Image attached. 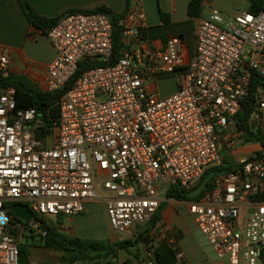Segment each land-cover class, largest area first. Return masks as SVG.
<instances>
[{"label": "built area", "instance_id": "built-area-1", "mask_svg": "<svg viewBox=\"0 0 264 264\" xmlns=\"http://www.w3.org/2000/svg\"><path fill=\"white\" fill-rule=\"evenodd\" d=\"M123 49L116 63L82 72L85 60L108 62L114 54V25L101 13H75L45 34L56 56L45 87L63 91L51 132L33 107L18 108L16 90H0V264H19L14 233L37 231L41 221L84 213L107 193L109 224L120 237L156 215L161 192L193 188L209 167L245 142L236 117L258 75L255 109L248 127L264 134V12L244 9L232 15L210 8L195 19L196 48L190 56L179 36L150 39L146 15L131 0L120 19ZM10 69L0 45V76ZM171 75L176 91L162 96L150 80ZM233 129L220 135L218 129ZM235 172L219 175L188 211L198 230L227 264H264V159L241 157ZM28 206L29 222H17L12 206ZM38 218V219H37ZM147 264H156L149 252ZM72 264H79L74 262Z\"/></svg>", "mask_w": 264, "mask_h": 264}, {"label": "trees", "instance_id": "trees-1", "mask_svg": "<svg viewBox=\"0 0 264 264\" xmlns=\"http://www.w3.org/2000/svg\"><path fill=\"white\" fill-rule=\"evenodd\" d=\"M21 9L25 13L29 23L44 34L55 26L62 18L75 13H101L108 15L114 25V54L108 62L85 60L79 65V69L74 78L69 82L70 87L78 76L89 69L112 65L116 63L123 49L120 41L121 27L119 21L122 19L131 7V0H126V8L122 13H115L106 6H100L92 10L71 9L63 12L55 18H46L41 16L28 0H17ZM207 0H191L188 5L189 19L184 22L174 23L169 14L160 11L161 25L148 27L144 30L146 37L150 39L166 40L170 36L182 37L187 46L190 56L194 55L196 48V37L194 34L195 19L202 13L203 3ZM248 11L254 14L264 12V0H248ZM262 79L256 75L252 79L251 92L245 108L236 117V127L243 130V138L247 143H257L261 150L256 153L257 158L264 159V134L259 131H253L248 127V119L255 109V98L257 87L262 84ZM14 87L16 90V100L18 108L33 107L36 109L39 118L44 121L45 128L36 133L39 139L44 138L45 133H50V118L56 119L59 115L58 102L63 93L51 94L46 87L31 81L23 74L11 73L10 69L6 75L0 76V90L6 87ZM236 165H229L224 162L220 166L209 167L200 178L199 182L191 189L172 188L165 193V198L169 200L192 202L198 201L209 190L213 188L214 180L217 176L235 172ZM258 200L264 199V194L256 197ZM166 208L165 203H161L154 218L145 224L139 226L137 235L130 239L120 240L111 243L108 240L84 239L76 235H68L61 231L59 225L64 222L63 217H58L54 223H49L44 219H38L46 230V236H41V247L53 250L61 254V262L64 264H92L96 261H105L109 264H118L117 258L120 251L132 252V249L143 244L152 251V258L156 264H178L179 251L177 247L170 244L168 239H163L157 245L152 244L151 230L156 227L162 219V212ZM17 222H21L15 217ZM18 232L14 235L16 236ZM33 246V245H32ZM19 264H30L29 255L19 247Z\"/></svg>", "mask_w": 264, "mask_h": 264}, {"label": "crops", "instance_id": "crops-1", "mask_svg": "<svg viewBox=\"0 0 264 264\" xmlns=\"http://www.w3.org/2000/svg\"><path fill=\"white\" fill-rule=\"evenodd\" d=\"M28 1L41 16L46 18H55L71 9L92 10L100 6H106L119 14L124 12L126 8V0ZM140 1L146 15L148 27L162 24L161 10L169 14L171 21L174 23L189 19L188 5L191 0ZM205 5L209 9L212 8L210 2L205 1L203 8ZM201 15H203V9ZM0 45L5 46L8 50L11 73L23 74L31 81L45 85L47 68L55 59L56 53L46 35L29 23L17 0H0ZM173 83L174 88L162 96L170 95L176 91L174 79ZM260 150L261 146L258 151ZM250 155H247V157ZM238 159L239 156L232 157V162L235 164ZM161 198L162 203L166 204V208L162 212L161 221L151 230L152 244L157 245L161 240L168 239L170 244L178 248V264H227L226 259L221 258L208 242H203L196 235L199 230L188 211L189 202L169 200L165 196ZM96 201L88 203L84 213L71 217L61 216L64 218V222L59 225L61 231L84 239L108 240L111 243L120 241V239L132 238V233L135 230L124 239L112 230L106 205L102 204V206L96 208L94 207ZM181 205H187L186 210H181ZM139 247L140 245L133 248L135 250L132 249V252L120 251L116 260L117 263L147 264L150 259L148 248L143 245V250H141ZM97 262L109 264L105 261H96L92 264ZM29 263L33 264V258L29 259Z\"/></svg>", "mask_w": 264, "mask_h": 264}, {"label": "rangeland", "instance_id": "rangeland-1", "mask_svg": "<svg viewBox=\"0 0 264 264\" xmlns=\"http://www.w3.org/2000/svg\"><path fill=\"white\" fill-rule=\"evenodd\" d=\"M207 2H210V5L213 9H217L223 13L232 15L235 10L238 9H244L247 10L249 6L248 0H207ZM209 7L207 5L203 8V14L205 17H207L209 13ZM170 78V79H168ZM171 75L164 76L158 78V80H150L148 82V86L152 87L154 86V82L157 83V90L160 95H163L170 90L174 88V83ZM220 135L225 134H232L233 129L232 127L229 128V130L224 131L222 129H218ZM260 149V145L257 143H247V142H240V139L237 140L236 144V150H233L232 153L228 152L225 148V144L223 142H220V153L222 157V162H226L229 165H236L232 162V157H247V155L256 153L255 151H258ZM164 192H161V197H164ZM107 197V193L101 190V188L98 189V199L94 203V207L98 208V206H102V204H105V198ZM176 204L175 202H171ZM187 205H181V210H186ZM49 223H54V221L49 220ZM139 232L138 229H136L132 234L137 235ZM15 234V233H14ZM196 235L203 241L207 242L204 235L199 231L196 233ZM128 236V235H127ZM16 238L19 242V247L24 250L30 258H33V264H64L61 262V254L58 252H55L53 250L45 249L41 247V235L37 231H26L22 236L20 234H16ZM126 238V236L122 237V239ZM121 240V239H120ZM33 245V246H32ZM140 249H142L143 244H139ZM137 247V246H136ZM135 250V249H133ZM29 258V259H30Z\"/></svg>", "mask_w": 264, "mask_h": 264}, {"label": "water", "instance_id": "water-1", "mask_svg": "<svg viewBox=\"0 0 264 264\" xmlns=\"http://www.w3.org/2000/svg\"><path fill=\"white\" fill-rule=\"evenodd\" d=\"M12 211L16 218H18L21 221L29 222L33 219V215L31 211L29 210L28 206L21 205V204H15L12 206ZM95 264H102L101 262H97Z\"/></svg>", "mask_w": 264, "mask_h": 264}]
</instances>
